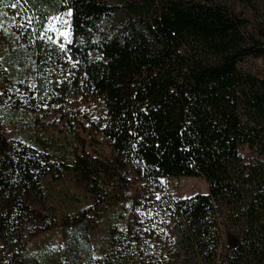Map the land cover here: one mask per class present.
Segmentation results:
<instances>
[{
	"label": "trees",
	"instance_id": "trees-1",
	"mask_svg": "<svg viewBox=\"0 0 264 264\" xmlns=\"http://www.w3.org/2000/svg\"><path fill=\"white\" fill-rule=\"evenodd\" d=\"M240 4L254 8L252 0H20L38 33L72 13L64 51L76 69L51 89L38 85V95L53 105L81 89L86 137L68 159L0 130V264H25L28 241L57 225L30 200L63 172L84 183L90 206L120 205V223L97 256L85 209L84 232L66 230L64 254L48 264H264V77L243 66L264 58V14L250 20ZM99 136L110 152L93 155ZM181 177L205 179L209 192L165 193L163 180Z\"/></svg>",
	"mask_w": 264,
	"mask_h": 264
},
{
	"label": "rangeland",
	"instance_id": "rangeland-1",
	"mask_svg": "<svg viewBox=\"0 0 264 264\" xmlns=\"http://www.w3.org/2000/svg\"><path fill=\"white\" fill-rule=\"evenodd\" d=\"M252 3L254 8L244 4L237 7L250 20H254L258 14H264V0H252ZM0 10V67L6 75L0 85L1 133L9 141L19 140L42 151L49 148L55 155L68 159L82 154L84 144L80 139L86 137V132L81 89L70 91L65 101L53 105L49 104L48 98L38 95V85L51 89L54 77L62 80L76 69L77 61L72 60L69 53L64 51V37L61 36V32L69 33V24L63 25L57 19L60 17L69 21V16L65 13L50 17L38 33L32 13L17 7ZM38 41H42L41 46ZM58 50L57 65L53 71H47L52 52ZM243 66L264 77V58L247 59ZM98 140L100 144L88 147L87 151L93 155H96L92 153L94 149L100 153H109L105 140L101 136ZM243 153L250 159L248 150L245 149ZM42 186L44 197H32L31 205L41 211L47 225H53V222L57 225L28 241L25 264H48L58 260L66 249L64 232L81 225L84 232L85 209L87 220L93 225L89 236L95 255H102L109 249L110 230L120 223V205L113 201L109 206H90L91 199L85 191L84 183L67 172H63L59 179L51 176L45 178ZM162 188L176 199L209 192V186L203 178L164 179ZM133 195V191H130L125 198ZM227 240L230 245L236 243V238L230 234Z\"/></svg>",
	"mask_w": 264,
	"mask_h": 264
},
{
	"label": "snow or ice",
	"instance_id": "snow-or-ice-1",
	"mask_svg": "<svg viewBox=\"0 0 264 264\" xmlns=\"http://www.w3.org/2000/svg\"><path fill=\"white\" fill-rule=\"evenodd\" d=\"M3 3V0H0V4ZM20 3V0H14V2L12 3L11 7L15 8L18 4ZM0 15H2V13H0ZM72 13L71 12H68L67 13V16H71ZM58 20L61 21V23L63 25H68L69 24V21L67 19H64V18H60L58 17L57 18ZM61 36L64 37V41H63V44H67V43H70V40L68 39V36H69V33H66V32H61ZM50 40L52 39V37H48ZM63 44H62V47H63ZM160 197L157 196V199H159Z\"/></svg>",
	"mask_w": 264,
	"mask_h": 264
}]
</instances>
